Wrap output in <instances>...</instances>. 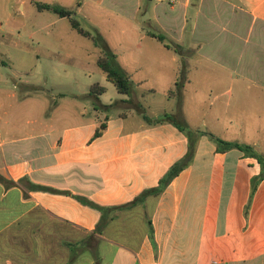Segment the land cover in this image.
Listing matches in <instances>:
<instances>
[{"label": "crops", "instance_id": "crops-1", "mask_svg": "<svg viewBox=\"0 0 264 264\" xmlns=\"http://www.w3.org/2000/svg\"><path fill=\"white\" fill-rule=\"evenodd\" d=\"M17 1L23 16L25 6L37 8L36 3L64 8L73 2L79 8L93 4L98 13V7L110 0ZM125 1L111 0L107 5L117 2L122 7ZM130 1L131 17L118 30L122 42H115L118 48L124 44L129 48L120 55L112 48L132 82L129 96L118 93L96 66L101 50L90 39L87 45L81 39L86 37L78 33L80 37H74L71 26L55 29L67 18L56 15L45 34L55 46L47 52L50 72L42 83L27 79L31 69L40 67L38 51L9 40V29L0 22V264H49L50 245L55 247L63 230L79 232L81 238L73 243L82 245L99 223L100 213L76 196L104 207L129 205L144 190L155 188L184 157L188 139L176 125L202 131L190 126L185 113L187 71L200 58L199 21L212 24L213 17H232L244 25L247 40L254 35L264 43V0H173L170 9L163 6L167 0L155 1L153 8L162 5L164 12L158 17L153 9L152 22L176 44L178 53L137 23L140 0ZM160 17H172L176 29L167 31ZM90 27L105 39L97 25ZM25 58L30 64L21 63ZM181 61L186 76L178 99L169 91L179 81ZM95 74L100 80H92ZM233 74L242 77L240 72ZM151 83L161 85L160 101H155ZM92 85L104 88L97 96L100 105L141 102L151 121L124 103L99 109L88 96ZM110 88L114 100L105 102ZM164 114L175 123L159 121ZM101 124L105 128L94 138ZM202 132L240 141L237 135ZM249 143L264 153L258 139ZM259 174L255 159L238 150L217 153L207 135L199 136L190 163L157 197L146 196L115 212L101 234L94 233L96 258L86 251L68 264H264V179L250 198L251 179Z\"/></svg>", "mask_w": 264, "mask_h": 264}, {"label": "rangeland", "instance_id": "rangeland-1", "mask_svg": "<svg viewBox=\"0 0 264 264\" xmlns=\"http://www.w3.org/2000/svg\"><path fill=\"white\" fill-rule=\"evenodd\" d=\"M110 1L105 2L103 7H98V13H95L97 7L93 4L83 5L79 8V5L73 2L66 5V9L74 11L73 16L82 28L91 31L90 23L97 25L100 32L105 36L104 41L110 46L111 51L112 48H117V53L120 55V52L129 48V44H124V47L118 48L115 42L118 40L122 42L118 30L125 24L124 21L126 22L128 17H131L132 2L126 0V4L122 7L116 6L117 2L111 3L110 7L107 5ZM155 1L157 0H140V10L136 16L137 23L148 32L163 34L165 36L164 44L174 50V47H177L176 44L171 42L163 32H160L161 28L152 22V16H154V10L158 11V17L159 15L162 16V12H164L162 7L170 9L175 3L172 2L173 0H167L163 6L159 5L154 9ZM77 2H81V0H77ZM25 7L23 16H20L21 10L17 0H0V22L9 29V40L38 51L41 59L40 67L31 69L27 79L41 80L42 83L45 82L42 80L43 75L50 72L47 52L51 45L55 46L54 41L51 43L45 34L52 29L50 27L51 19L57 16L49 11H38L33 5H26ZM143 17L146 18L143 19ZM171 18L160 17V21H163L161 24L167 31H174L178 24ZM199 22L196 32L198 38L196 46L200 44V58L190 63L191 66L187 71L189 84L185 87V113L190 126L202 131L216 132L220 136H227V138L237 135L240 138V143L248 145L250 144L249 140L255 138L264 145V82L262 80L264 76H260L264 74V43L254 35L247 40L244 25L235 22L232 17L231 20L230 17L226 16L213 17L212 24H207L203 20ZM224 24L226 29L223 30L222 25L224 26ZM235 25V35L232 36V27ZM207 28L210 30H206ZM55 29L69 30L71 29L70 23L66 19L62 21L61 27L58 25ZM33 31L38 33L28 38ZM70 31L74 37H80L75 30L71 29ZM81 39L87 45L91 44L88 38ZM74 43L75 41L72 44ZM76 44L75 46H78ZM146 45H148L147 42L143 44L145 47ZM152 45L157 46V43L152 42ZM154 54L153 57L158 58V53ZM21 63L30 64V61L25 58ZM69 66L67 64L66 68ZM235 67L239 69L235 70ZM73 68L71 67L70 70ZM233 72H240L242 77L234 76ZM231 74L233 78L230 76ZM179 79L180 77H178ZM92 80L98 81L100 76L95 74L92 76ZM148 87L156 91L155 101H160L161 85L151 83ZM173 89H175L174 86ZM113 93L112 88H110L104 93L103 100L105 102L114 100ZM137 105L142 109L144 108L141 102H138ZM122 107L127 106L122 105ZM215 136L222 139L219 135ZM257 151L264 155L262 150L258 149ZM59 233L63 236L57 238L55 247L50 245V255L47 257L49 264L74 263L78 256L86 251L90 254L93 252L89 257L95 258L98 245L88 239L87 235L83 238L85 241L82 240L83 244L78 247L73 257L66 244L68 241L73 243L76 239L81 238V235L79 232L69 230H63Z\"/></svg>", "mask_w": 264, "mask_h": 264}, {"label": "trees", "instance_id": "trees-1", "mask_svg": "<svg viewBox=\"0 0 264 264\" xmlns=\"http://www.w3.org/2000/svg\"><path fill=\"white\" fill-rule=\"evenodd\" d=\"M37 9L41 11H49L55 15H57L60 18H67L69 20L70 26L73 30H75L79 35L86 37L90 39L93 42V45L98 47L102 54L96 59V66L99 68V70L104 74L105 78L107 81L112 83L114 87L116 88L117 92L120 94H125L127 96L131 95L132 92V82L126 72L122 70V68L119 66V64L116 61L115 55L112 53L111 49L107 45V43L104 41V39L99 35L95 30L88 31L84 28L81 27L80 23L75 19L74 11L66 9L64 7H61L59 5H50V4H38L36 3ZM150 35L154 38H156L158 41L163 42L165 36L163 34H154L150 33ZM165 47L169 48L167 44H164ZM174 51L178 53L176 47H174ZM186 76V67L181 61V68L179 71V81L175 83V89H171L169 91V94L175 95L178 99H180V87L183 84V81L185 80ZM104 92V88L100 87L98 85H92L90 87L88 96L93 98V103L94 105L98 106L99 109L106 110L110 107H116L119 106L120 103L128 104L130 105L133 109H135L139 114H141L142 118L146 122H150L151 119L144 113V110L135 104L134 102L128 100H123V101H115L111 103L110 105H100L98 102V95ZM159 121H166L170 123H175L172 116L168 114H164ZM178 129L184 133V135L188 139V150L187 153L184 155L182 159L179 161L175 162L165 173V175L159 180L158 185L155 188H151L148 190H144L141 192V194L135 198L133 202H131L129 205H121V206H114V207H104L97 205L93 203L92 201H89L85 198L76 196L75 198L81 202L82 204L89 206L91 208L96 209L100 213V220L99 223L97 224L95 230L93 233L89 234L87 237L91 241L95 242L94 239V233H99L101 234L103 228L106 226L107 222L111 221L114 213L118 212L122 209H126L129 206L135 205L136 203L141 202L146 196H153L157 197L165 188V186L174 178L176 177L181 170H183L191 161L194 153V144H195V139L198 138L199 136L202 135H207L209 139L215 144L216 147V152L217 153H224L230 150H238L240 151L243 156L248 157V158H253L257 161L259 167H260V174L259 176L251 179V191H250V198L251 195L253 194L255 188L257 187V184L259 183L260 180L264 179V155L260 152H258L253 146L248 145V144H243L237 141H227L223 140L221 138L215 137L212 134L205 133L202 131H192L186 126H178ZM105 124H101L97 130L94 133V138L100 136L101 132L104 130ZM12 184V183H9ZM41 190L45 191H51L53 190L46 189V188H41ZM250 198L248 201L247 206L245 207V214L250 202ZM57 224H59L57 222ZM83 244V243H82ZM66 246L72 253V256L74 257L76 254V250L80 246L78 243H67ZM93 253V252H92ZM91 253V254H92ZM96 258V255H95Z\"/></svg>", "mask_w": 264, "mask_h": 264}, {"label": "water", "instance_id": "water-1", "mask_svg": "<svg viewBox=\"0 0 264 264\" xmlns=\"http://www.w3.org/2000/svg\"><path fill=\"white\" fill-rule=\"evenodd\" d=\"M146 17H148V15L146 14ZM146 17H143V19H145Z\"/></svg>", "mask_w": 264, "mask_h": 264}]
</instances>
